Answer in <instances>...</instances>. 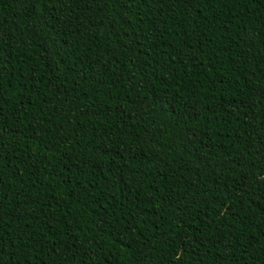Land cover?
Returning <instances> with one entry per match:
<instances>
[{"label":"trees","instance_id":"trees-1","mask_svg":"<svg viewBox=\"0 0 264 264\" xmlns=\"http://www.w3.org/2000/svg\"><path fill=\"white\" fill-rule=\"evenodd\" d=\"M0 264H264V0H0Z\"/></svg>","mask_w":264,"mask_h":264}]
</instances>
